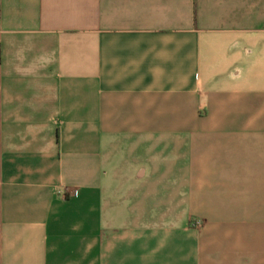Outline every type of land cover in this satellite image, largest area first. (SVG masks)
<instances>
[{
  "label": "crops",
  "instance_id": "1",
  "mask_svg": "<svg viewBox=\"0 0 264 264\" xmlns=\"http://www.w3.org/2000/svg\"><path fill=\"white\" fill-rule=\"evenodd\" d=\"M0 264H264V0H0Z\"/></svg>",
  "mask_w": 264,
  "mask_h": 264
}]
</instances>
